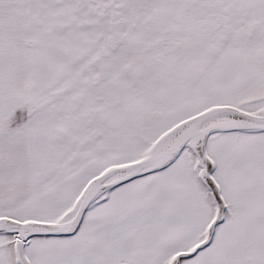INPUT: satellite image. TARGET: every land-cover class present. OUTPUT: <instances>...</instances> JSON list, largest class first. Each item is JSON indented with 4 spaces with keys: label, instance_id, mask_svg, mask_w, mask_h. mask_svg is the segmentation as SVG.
Returning a JSON list of instances; mask_svg holds the SVG:
<instances>
[{
    "label": "snow or ice",
    "instance_id": "obj_1",
    "mask_svg": "<svg viewBox=\"0 0 264 264\" xmlns=\"http://www.w3.org/2000/svg\"><path fill=\"white\" fill-rule=\"evenodd\" d=\"M0 264H264V0H0Z\"/></svg>",
    "mask_w": 264,
    "mask_h": 264
}]
</instances>
